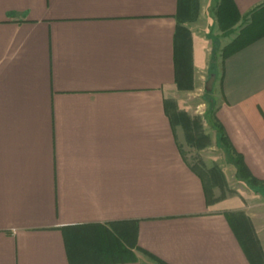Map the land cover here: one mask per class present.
<instances>
[{
    "label": "crops",
    "instance_id": "0c3cea01",
    "mask_svg": "<svg viewBox=\"0 0 264 264\" xmlns=\"http://www.w3.org/2000/svg\"><path fill=\"white\" fill-rule=\"evenodd\" d=\"M233 2L221 36L218 0H0V264H251L171 101L215 71L212 145L264 200V35L220 54L264 0Z\"/></svg>",
    "mask_w": 264,
    "mask_h": 264
},
{
    "label": "rangeland",
    "instance_id": "374dc122",
    "mask_svg": "<svg viewBox=\"0 0 264 264\" xmlns=\"http://www.w3.org/2000/svg\"><path fill=\"white\" fill-rule=\"evenodd\" d=\"M220 35L224 36L222 31ZM187 67L189 72H186V77L181 81L182 87L171 100L174 119L187 126L185 131L190 142L184 137L185 149L203 174L208 197L227 200L231 198L235 201L231 207L234 211H242L245 214L251 228L250 234L255 237L257 230L264 232V200L253 194L247 185L235 176L234 167L224 158L223 152L212 145V129L205 121V118L210 120L213 109L212 90L206 92L204 89L208 77H199L190 65ZM257 244L261 248L259 260L262 259L264 263L262 244L259 240Z\"/></svg>",
    "mask_w": 264,
    "mask_h": 264
},
{
    "label": "trees",
    "instance_id": "16d2710c",
    "mask_svg": "<svg viewBox=\"0 0 264 264\" xmlns=\"http://www.w3.org/2000/svg\"><path fill=\"white\" fill-rule=\"evenodd\" d=\"M215 15L218 27L222 31L223 35L230 34L233 31V26L241 18L233 0H218L215 8ZM263 35L264 9L257 10L251 13L250 21L239 30V33L229 43L222 47L220 53L221 57L226 58L231 53L239 50L240 48L244 47L245 45ZM211 72L215 73V71L213 70H211L210 73ZM176 82L179 84L177 80ZM211 114H213V109L211 110ZM213 125L217 131L218 144L226 150L228 161L231 162L235 167V176L250 187H254L257 184H260L262 181L257 179L248 169L242 155L233 148L229 139L225 135L221 124L215 121ZM224 214L233 227L234 232L237 234L242 247L244 248L246 254L250 259L251 264H264L262 259H260L258 262L254 261V259L252 258V253L251 251H249L251 247H254L253 249H256L260 256V248L257 245L256 239L250 234L251 228L245 214L242 211H226L224 212ZM119 246L121 249L120 257L122 258V260L133 259L135 257L132 250L129 249L130 247L125 246L122 243L119 244ZM146 253L152 258L157 259L156 256L148 252ZM160 262L163 263L162 261Z\"/></svg>",
    "mask_w": 264,
    "mask_h": 264
},
{
    "label": "water",
    "instance_id": "95a60500",
    "mask_svg": "<svg viewBox=\"0 0 264 264\" xmlns=\"http://www.w3.org/2000/svg\"><path fill=\"white\" fill-rule=\"evenodd\" d=\"M215 77H216L215 73L211 72L209 74V77L205 81V85H204V89L206 92H210L212 90Z\"/></svg>",
    "mask_w": 264,
    "mask_h": 264
}]
</instances>
